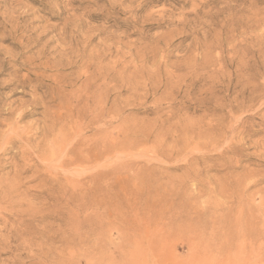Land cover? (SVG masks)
<instances>
[{"label": "rangeland", "instance_id": "374dc122", "mask_svg": "<svg viewBox=\"0 0 264 264\" xmlns=\"http://www.w3.org/2000/svg\"><path fill=\"white\" fill-rule=\"evenodd\" d=\"M0 264H264V0H0Z\"/></svg>", "mask_w": 264, "mask_h": 264}, {"label": "bare ground", "instance_id": "6f19581e", "mask_svg": "<svg viewBox=\"0 0 264 264\" xmlns=\"http://www.w3.org/2000/svg\"><path fill=\"white\" fill-rule=\"evenodd\" d=\"M96 160V159H95Z\"/></svg>", "mask_w": 264, "mask_h": 264}]
</instances>
